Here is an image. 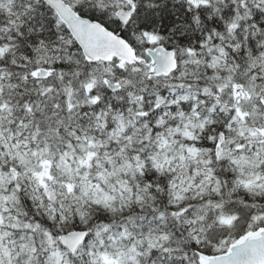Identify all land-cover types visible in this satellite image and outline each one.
Instances as JSON below:
<instances>
[{
	"label": "snow or ice",
	"instance_id": "obj_1",
	"mask_svg": "<svg viewBox=\"0 0 264 264\" xmlns=\"http://www.w3.org/2000/svg\"><path fill=\"white\" fill-rule=\"evenodd\" d=\"M0 264H264V0H0Z\"/></svg>",
	"mask_w": 264,
	"mask_h": 264
}]
</instances>
